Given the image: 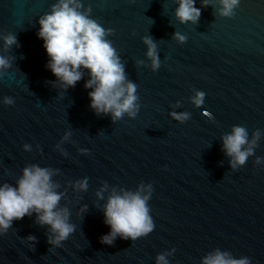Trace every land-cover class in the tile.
Returning <instances> with one entry per match:
<instances>
[{"label":"water","instance_id":"water-1","mask_svg":"<svg viewBox=\"0 0 264 264\" xmlns=\"http://www.w3.org/2000/svg\"><path fill=\"white\" fill-rule=\"evenodd\" d=\"M54 3L0 0V37L12 33L19 44L5 49L0 39V55L11 62L0 77V98L14 100L0 103V183L14 185L32 164L51 169L62 193L58 207L67 208L75 230L57 247L47 243L51 233L35 213L13 220L0 234V264H155L165 252L169 264H201L214 249L264 264V0H240L231 18L219 17L216 0H208L196 23L183 24L175 0H82L113 30L107 39L136 85V116L115 121L89 107L86 69L74 87L50 83L55 77L35 33L38 16ZM145 35L157 45L155 71ZM198 90L204 102L195 106ZM173 112L188 118L177 121ZM233 125L245 127L249 139L261 132L235 169L221 140ZM84 178L85 189L74 187ZM141 185H151L153 230L100 243L109 231L103 206L112 189Z\"/></svg>","mask_w":264,"mask_h":264},{"label":"clouds","instance_id":"clouds-1","mask_svg":"<svg viewBox=\"0 0 264 264\" xmlns=\"http://www.w3.org/2000/svg\"><path fill=\"white\" fill-rule=\"evenodd\" d=\"M216 13L222 18H231L239 6L240 0H216ZM174 15L181 24L196 23L201 14V8L208 6V0H201V7L194 6L196 0H175ZM83 9V10H81ZM91 9L82 0H56L48 11L39 15L36 23L39 25L35 35L42 40V47L48 57L45 68L55 77L50 83H59L61 88L74 87L83 76L82 69L88 71L89 78L84 87L91 89L87 93L89 107L99 114L110 115L113 121L125 114L135 117L139 108L137 103L136 85L127 80L123 64L116 49L107 36L112 29L103 27L97 19L90 15ZM178 43H183L186 36L179 32L173 33ZM5 49L12 45L19 46L16 35L8 33L0 37ZM146 46L145 56L153 71L159 68L157 45L150 35L142 37ZM139 63V62H138ZM11 66L10 58L0 55V77ZM205 93L196 91L191 97L195 106L204 102ZM0 103L12 105L10 96L0 98ZM177 121H184L188 113H170ZM259 129L253 132L249 139L248 131L241 125H233L231 132L223 135L222 148L230 157L229 164L235 169L245 163L253 154V149L260 138ZM66 138V137H65ZM27 150L28 146L24 145ZM261 158L257 157L256 163ZM53 171L47 167L32 164L21 170L14 185L0 183V234H4L12 225L13 220L36 214V221L47 225L51 233L47 243L60 246L75 230V225L69 222L67 208L58 207L62 193L57 192L51 176ZM74 187L85 189L87 178L74 184ZM102 191V190H101ZM151 185L139 186L135 192L112 189L103 206L104 223L109 231L101 235L100 243L112 245L119 236L121 239L136 240L150 233L154 228L150 215L148 200ZM98 197L101 192H97ZM28 241L35 237L28 235ZM170 253H158L155 264H169L166 256ZM201 264H250L246 256L235 258L227 251L214 249L201 258Z\"/></svg>","mask_w":264,"mask_h":264}]
</instances>
